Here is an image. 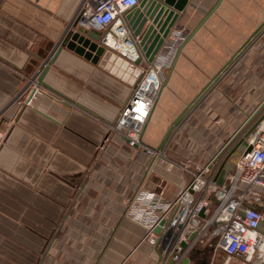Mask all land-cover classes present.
Returning <instances> with one entry per match:
<instances>
[{
    "label": "crops",
    "instance_id": "0c3cea01",
    "mask_svg": "<svg viewBox=\"0 0 264 264\" xmlns=\"http://www.w3.org/2000/svg\"><path fill=\"white\" fill-rule=\"evenodd\" d=\"M81 2L0 0V131H6L0 142V264H164L144 241V228L126 217L127 206L140 187L173 200L185 175L177 166L148 172L146 154L108 132L133 86L60 49L68 30L82 29L73 26ZM216 2L188 0L174 29L189 33ZM263 24L264 0H222L197 33L211 26L226 48L239 50L251 37L244 34L262 26L260 37ZM244 54L179 124L185 137L163 141L206 88L181 90L183 58L177 57L143 128V144L166 146L174 161L210 162L264 98V57L241 59ZM42 225L44 234L37 231ZM215 251L197 244L187 264H214Z\"/></svg>",
    "mask_w": 264,
    "mask_h": 264
},
{
    "label": "built area",
    "instance_id": "2783aa9c",
    "mask_svg": "<svg viewBox=\"0 0 264 264\" xmlns=\"http://www.w3.org/2000/svg\"><path fill=\"white\" fill-rule=\"evenodd\" d=\"M137 4V0H82L75 18L83 30L99 31L106 49L130 65L139 61L141 77L109 129L129 148L146 154L150 160L148 172H154L156 166L170 171L175 163L167 159V147L150 148L141 136L166 72L187 34L172 30L162 49L148 62L125 19ZM36 92L32 90L27 105ZM246 144L250 149L242 151L232 171L226 170L222 184L217 182L225 162H220L221 157L203 166L187 160L180 169L188 179L173 200L167 201L162 190L145 187L131 197L126 217L144 228V241L160 252L165 263L172 260L173 264H182L197 244L213 246L216 238L214 249L224 254L226 264L231 259L242 264H264V114L252 126ZM182 242H186L185 247Z\"/></svg>",
    "mask_w": 264,
    "mask_h": 264
},
{
    "label": "water",
    "instance_id": "95a60500",
    "mask_svg": "<svg viewBox=\"0 0 264 264\" xmlns=\"http://www.w3.org/2000/svg\"><path fill=\"white\" fill-rule=\"evenodd\" d=\"M138 4L134 8L130 9L125 14V19L131 31L133 37L137 38L138 46L141 48L144 56L147 58L148 62H152L159 51L165 44L169 34L176 27L177 20L179 18V13L183 11L185 6L187 5L188 0H137ZM222 0H217V2L212 6V8L205 13L204 17L200 20V22L191 30L182 41V43L177 48L175 53V57L172 61L170 69L168 72H171L176 58L178 57L182 47L186 44L188 40L192 38V36L199 30V28L203 25V23L208 19V17L216 10ZM77 25V20L74 22L73 26ZM264 25V24H263ZM262 26H260L255 33L251 35V37L244 42L243 46L231 57L230 60L224 65L221 69V72L226 70L229 65L239 58L243 52L249 48L252 42V38L260 33ZM101 33L99 31H86L80 29L77 32L72 30H68L65 36L63 37L60 43L61 48H68L70 50H74L79 55L83 56L86 59L91 60L92 63L98 65L100 68L105 66V70L115 77L127 82L129 85L135 87L136 83L139 81L141 74L138 68L139 61H136L134 65L137 67L134 68V65H130L127 61L123 60L121 57L117 56L115 53H112L110 50L106 49V47L100 41ZM46 68L40 71V76L38 78L39 85L42 84V78L45 74ZM217 74L212 80L217 82L220 78V74ZM166 78V77H165ZM165 82V80H164ZM162 84V87L164 85ZM210 83V84H211ZM209 87H206L197 98L188 106V108L182 112L177 119L173 122L172 126H179L182 123L185 116L192 110L196 103H198L208 92ZM264 101L258 106V108L248 116L247 121L251 120L258 111L263 107ZM263 115L259 117L256 121V124L261 121ZM169 137V130L166 133L164 140ZM229 142V141H228ZM227 142V143H228ZM225 143L222 147L225 148L227 145ZM248 150L250 147L247 148ZM221 151V150H220ZM219 153H217L213 161L217 158ZM234 154H237L235 151V147L232 149L228 158ZM226 162V161H225ZM225 162L220 167V175L218 177V184H222L224 181L226 170L229 169V163ZM202 216V214H201ZM158 231V229H156ZM194 233L189 235V240L194 237ZM182 246H186V242H182ZM161 258V256H160ZM162 260V259H161ZM188 258H186L182 264H187ZM166 264H173L172 260H168Z\"/></svg>",
    "mask_w": 264,
    "mask_h": 264
},
{
    "label": "rangeland",
    "instance_id": "374dc122",
    "mask_svg": "<svg viewBox=\"0 0 264 264\" xmlns=\"http://www.w3.org/2000/svg\"><path fill=\"white\" fill-rule=\"evenodd\" d=\"M203 30V28L201 29ZM198 32V31H197ZM195 33L192 38L190 40H188L186 42V44L182 47L179 55L183 58L182 62H181V66L179 67V86L181 87V90L183 91H194V92H200L202 90L203 87H209V94L212 92H210L218 83L217 82H213L211 83V80L217 75L219 74V72H221L220 70L222 69V66L224 64H226L228 62V60L231 59V57L238 51L236 49H229L225 47L226 42L225 41H221L220 39V33L213 31V28L211 26H207L205 31H200L199 33ZM188 34V33H187ZM261 33L257 34L256 36H254L252 38V42H251V46L250 48L247 50V52L243 55L242 58H249V57H255L257 55H262L264 57V33L259 37ZM251 36V34L246 33L244 34V38L246 39L248 36ZM256 39V43H254L252 45V43L255 41ZM232 54V55H231ZM240 58V57H239ZM238 59V58H237ZM227 61V62H226ZM176 63V61H175ZM106 65L103 66V68H101L102 70H105ZM175 67V65H174ZM173 67V69H174ZM136 68V67H134ZM172 69V71H173ZM106 71V70H105ZM171 71V72H172ZM108 72V71H107ZM169 72V73H171ZM168 71L166 72V74H169ZM225 71L223 70L220 74V77L222 76V74H224ZM168 76V75H167ZM169 79V78H168ZM168 79L165 78V82H164V86H166ZM211 83V84H210ZM216 89V88H215ZM213 89V90H215ZM214 92V91H213ZM208 95V94H207ZM196 99V98H195ZM263 99V100H262ZM261 101H264V98H261ZM261 102V103H262ZM198 104V103H196ZM195 104V105H196ZM202 104V103H201ZM199 105V104H198ZM195 106V108H197V106ZM204 105V103H203ZM202 107V106H201ZM190 114V112L186 115L188 116ZM264 114V104L263 107L258 111V114H256L253 118H251V120L247 121V119H245V122H243V124L240 126V128L233 134V136L227 141H223L224 143H227V145L225 146V148L222 149L221 146H219L220 150L218 151V156H217V161L219 160V158L221 159L220 162H225V164L230 161V165L229 168H231V171L234 169L236 160L240 157L242 151H244L245 148L247 147L246 144V140L248 135L250 134V131L252 129V126L256 123V121L259 119L260 116H262ZM249 115V114H247ZM185 116V118H186ZM111 125V124H110ZM107 126V130L109 133H113L110 131L109 126ZM1 134V141L2 142L5 137H6V131L2 130L0 131ZM180 137H185V131H182L181 128H179L178 126H171V128H169V137L168 139H176V138H180ZM235 147V151H237V154L234 156H230L228 158V156H224L225 154H230L232 149ZM167 156V153H166ZM169 161L175 163L174 167H180L181 165H186L187 161H174L171 160L169 158H167ZM207 161H200L199 163H203L201 164V166L205 165ZM192 163H194L195 165H197L195 162L192 161ZM191 164V163H190ZM162 167V166H160ZM185 181L188 179L187 174H185ZM90 211L89 210H85V212H83V215H87L89 214ZM39 224V223H37ZM111 225L109 226V229H112ZM37 231H40L42 234H44V226L42 225L41 227L38 226L37 227ZM216 238H214V241L212 242L213 246H210L212 252L214 250L215 247V242H216ZM47 243V241H46ZM45 242H43L42 248L44 247ZM210 254V253H209ZM217 254V255H216ZM215 255L216 257L213 259L214 260V264H222V262H225V256L224 254H222L220 251L216 250L215 251ZM227 264H242V262L238 259H231Z\"/></svg>",
    "mask_w": 264,
    "mask_h": 264
}]
</instances>
